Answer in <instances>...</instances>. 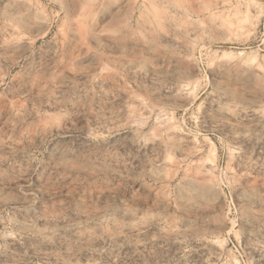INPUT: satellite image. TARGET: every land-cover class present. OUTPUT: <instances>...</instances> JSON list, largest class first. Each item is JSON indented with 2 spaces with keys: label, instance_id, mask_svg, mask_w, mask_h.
Listing matches in <instances>:
<instances>
[{
  "label": "clouds",
  "instance_id": "obj_1",
  "mask_svg": "<svg viewBox=\"0 0 264 264\" xmlns=\"http://www.w3.org/2000/svg\"><path fill=\"white\" fill-rule=\"evenodd\" d=\"M0 264H264V0H0Z\"/></svg>",
  "mask_w": 264,
  "mask_h": 264
}]
</instances>
